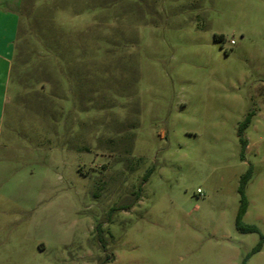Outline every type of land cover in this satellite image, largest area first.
Segmentation results:
<instances>
[{"label":"rangeland","instance_id":"obj_1","mask_svg":"<svg viewBox=\"0 0 264 264\" xmlns=\"http://www.w3.org/2000/svg\"><path fill=\"white\" fill-rule=\"evenodd\" d=\"M16 1L0 264H264V0Z\"/></svg>","mask_w":264,"mask_h":264},{"label":"crops","instance_id":"obj_2","mask_svg":"<svg viewBox=\"0 0 264 264\" xmlns=\"http://www.w3.org/2000/svg\"><path fill=\"white\" fill-rule=\"evenodd\" d=\"M15 2L17 1L0 0V78L6 69L10 70L11 42L17 26V16L15 14H17L18 9ZM2 29L4 30L3 32Z\"/></svg>","mask_w":264,"mask_h":264},{"label":"trees","instance_id":"obj_3","mask_svg":"<svg viewBox=\"0 0 264 264\" xmlns=\"http://www.w3.org/2000/svg\"><path fill=\"white\" fill-rule=\"evenodd\" d=\"M219 39H222L221 36H217ZM254 112H249V114L246 116V118L242 121V123L240 124L239 127V137H240V141L243 145V147H247L248 145V140L247 138L244 136L245 130L248 127V125L250 124L251 120H252V116H253ZM251 175V172L248 171L247 173H245L242 176V183H241V188L240 191L242 193V198H241V205H240V209L238 211V215H237V220H236V225L237 228L243 232H254V231H258V227L255 225H246L243 223V216L246 214L248 207H249V201L245 195V187L248 183L249 177ZM263 246V237L260 240V242L255 246V248L253 249L252 252H257L260 251L262 249Z\"/></svg>","mask_w":264,"mask_h":264},{"label":"built area","instance_id":"obj_4","mask_svg":"<svg viewBox=\"0 0 264 264\" xmlns=\"http://www.w3.org/2000/svg\"><path fill=\"white\" fill-rule=\"evenodd\" d=\"M232 42H234V40ZM198 191L201 192V189H199Z\"/></svg>","mask_w":264,"mask_h":264}]
</instances>
